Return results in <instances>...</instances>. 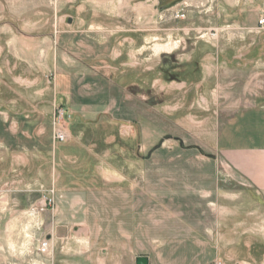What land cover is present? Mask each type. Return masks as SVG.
Listing matches in <instances>:
<instances>
[{"label": "rangeland", "instance_id": "1", "mask_svg": "<svg viewBox=\"0 0 264 264\" xmlns=\"http://www.w3.org/2000/svg\"><path fill=\"white\" fill-rule=\"evenodd\" d=\"M263 17L264 0H0V264H264V201L214 164L221 125L264 105Z\"/></svg>", "mask_w": 264, "mask_h": 264}, {"label": "crops", "instance_id": "2", "mask_svg": "<svg viewBox=\"0 0 264 264\" xmlns=\"http://www.w3.org/2000/svg\"><path fill=\"white\" fill-rule=\"evenodd\" d=\"M214 152L230 183L264 201V105L233 113L217 131Z\"/></svg>", "mask_w": 264, "mask_h": 264}, {"label": "built area", "instance_id": "3", "mask_svg": "<svg viewBox=\"0 0 264 264\" xmlns=\"http://www.w3.org/2000/svg\"><path fill=\"white\" fill-rule=\"evenodd\" d=\"M176 17L178 18H184L185 14L183 12H181L180 10H177L176 12ZM259 26H264V17L263 18H259L257 21ZM59 118L64 119L65 117V113L63 111H59L58 113ZM59 119V121H60ZM54 137L56 140L58 141H64L67 138V132L61 127L59 126L58 128H56L55 132H54ZM52 198L51 197H46L45 201H44V205L40 206V207H35L30 211L31 215H39L42 211L45 210V208L47 206L52 205ZM39 250L41 253H45L48 250V242L47 241H42L39 244ZM212 264H221L220 261H215Z\"/></svg>", "mask_w": 264, "mask_h": 264}, {"label": "water", "instance_id": "4", "mask_svg": "<svg viewBox=\"0 0 264 264\" xmlns=\"http://www.w3.org/2000/svg\"><path fill=\"white\" fill-rule=\"evenodd\" d=\"M134 264H150L149 257L145 255L136 256L134 260Z\"/></svg>", "mask_w": 264, "mask_h": 264}]
</instances>
